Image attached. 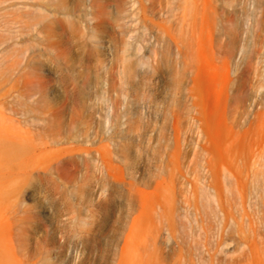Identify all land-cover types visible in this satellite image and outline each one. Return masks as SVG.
Masks as SVG:
<instances>
[{"label": "rangeland", "instance_id": "1", "mask_svg": "<svg viewBox=\"0 0 264 264\" xmlns=\"http://www.w3.org/2000/svg\"><path fill=\"white\" fill-rule=\"evenodd\" d=\"M0 264H264V0H0Z\"/></svg>", "mask_w": 264, "mask_h": 264}]
</instances>
